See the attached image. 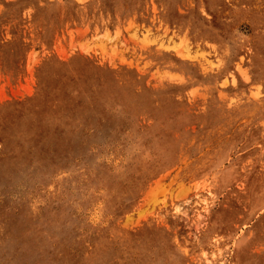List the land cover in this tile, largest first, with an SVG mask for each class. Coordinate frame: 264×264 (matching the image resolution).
<instances>
[{
  "label": "rangeland",
  "instance_id": "1",
  "mask_svg": "<svg viewBox=\"0 0 264 264\" xmlns=\"http://www.w3.org/2000/svg\"><path fill=\"white\" fill-rule=\"evenodd\" d=\"M0 264H264V0H0Z\"/></svg>",
  "mask_w": 264,
  "mask_h": 264
}]
</instances>
